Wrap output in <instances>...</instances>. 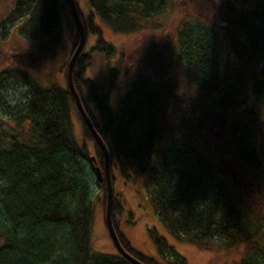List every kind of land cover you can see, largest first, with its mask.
<instances>
[{"label":"trees","instance_id":"1","mask_svg":"<svg viewBox=\"0 0 264 264\" xmlns=\"http://www.w3.org/2000/svg\"><path fill=\"white\" fill-rule=\"evenodd\" d=\"M173 1L88 0L92 11L86 17L75 0L86 43L73 68L74 89L109 151L112 222L127 253L143 264H162L139 252L120 228L124 209L115 191L116 171L127 176V168L136 169L157 220L174 240L204 251L242 253L238 264H264V211L257 204L264 201V130L254 128L264 116V77L257 69L264 61V13L242 14L226 28L219 12L235 11V0H203L218 16L181 22L178 61L187 84L204 94L210 108L198 121L169 86L133 66L111 67L112 58L123 55L95 23L98 17L125 36L154 33L162 25L153 21ZM70 12L68 0H17L11 18L27 19L19 33L42 43L43 52L63 43ZM71 26L70 59L80 40ZM90 30L96 42L88 47ZM238 36L246 41L245 54L238 49L234 63ZM96 56L109 65L103 80L86 77ZM64 69L65 86L44 84L18 68L0 73V119L8 125L4 129L0 122V264H133L119 253L96 252L92 244L94 187L106 214L107 182L100 183L96 173L97 167L105 170V156L78 110L68 65ZM114 91L116 112L110 105ZM74 119L89 148L77 143ZM205 119L227 131L223 144L230 155L223 161L202 148ZM147 231L164 264H188L156 228Z\"/></svg>","mask_w":264,"mask_h":264},{"label":"rangeland","instance_id":"2","mask_svg":"<svg viewBox=\"0 0 264 264\" xmlns=\"http://www.w3.org/2000/svg\"><path fill=\"white\" fill-rule=\"evenodd\" d=\"M15 0H3L4 6L2 10H8ZM79 7L87 17L91 14V6L88 0H78ZM185 7L182 9V6ZM238 10L241 11H256L264 8L262 0H235ZM228 8L227 6L224 9ZM71 11V10H70ZM11 11H0V73L11 69H23L32 74L44 84L59 83L65 86V69L67 61L70 59L71 37H73V28L71 23L73 19L71 12L64 17V41L62 44L53 46L52 50L41 52L42 43L31 42L23 38L19 29L26 23L27 19L15 21L9 18ZM220 13V12H219ZM214 13L211 7H208L203 0H174L162 16L157 17L153 23L162 25V29H155V32H146L137 35H120L114 33L111 29L100 21L98 17L95 23L103 29V36L107 41L112 42L119 49V53L123 58L115 57L111 60V67L118 65L119 67L133 66L139 74L150 75L153 79L160 83L169 86L174 93L185 98L184 105L193 107V114L199 121L203 118V113L209 108L208 104L203 101L204 94L199 92L197 88H191L187 83L188 80L184 75L183 68L178 61L179 46H178V29L181 27L182 21L206 20L212 16H218ZM213 14V15H212ZM11 17V15H10ZM9 28H4L5 24ZM74 25V22H73ZM87 26H91L90 21H87ZM221 25L226 26V23L221 20ZM239 40L244 41L243 37ZM88 47L95 44L96 38L91 34L88 35ZM47 44V42H45ZM243 44L232 48L231 61L235 63L237 58V50L242 49ZM55 53L54 59H51ZM46 55V56H45ZM234 55V57H233ZM233 58V60H232ZM67 60V61H66ZM229 60V61H230ZM66 61V62H65ZM230 61V63H231ZM104 57L96 56L92 67L86 72V77L89 79L103 80L108 76V69ZM264 68V61L257 67L260 75L261 69ZM262 76V75H261ZM190 87V88H189ZM190 89V90H189ZM192 89V90H191ZM202 94V95H201ZM110 105L116 112L119 107L118 92L114 91L110 97ZM210 108L208 109V112ZM177 120V119H176ZM3 128H7L6 122L0 119ZM211 120L205 119L202 127L205 129L203 135H206V140L201 144L203 149L209 156L222 160L221 157H228L229 148L223 142L227 131L223 126H217ZM228 124L231 125L230 120ZM255 124V125H254ZM254 128L264 130V116L260 117L254 123ZM75 137L80 146L84 143L89 148L91 142L82 131L81 122L74 119ZM14 126V125H13ZM228 127V126H227ZM207 128H210L211 134H206ZM232 156V155H231ZM220 157V158H219ZM223 158V159H224ZM223 161V160H222ZM228 169L224 165L223 169ZM224 171V170H223ZM116 187L117 197L120 199V205L123 207V215L121 217V230L130 240L131 244L139 251L151 257H156L162 264L165 262L159 258L154 244L148 237V229L156 228L158 233L164 237L169 245L177 251L188 264H238L241 260L242 253L233 252L226 254L223 249L219 252L204 251L195 248V246L180 243L169 234L166 228L160 223L152 210L151 203L143 188L142 175L136 170L127 168V176L121 170L116 171ZM94 224L92 229V241L96 252L102 254L117 255L118 250L111 242L108 229L105 223V214L103 211L102 202H100L98 194L99 189L94 187ZM102 197V194H100ZM259 200V199H257ZM258 205L262 206L264 211V201L259 200Z\"/></svg>","mask_w":264,"mask_h":264},{"label":"water","instance_id":"3","mask_svg":"<svg viewBox=\"0 0 264 264\" xmlns=\"http://www.w3.org/2000/svg\"><path fill=\"white\" fill-rule=\"evenodd\" d=\"M69 2V6H70V10H71V17L74 21V26L75 28H77V30L79 31V35H80V40H79V45L78 47H76L77 49L74 51L69 64H68V71H67V76H68V83H69V87L71 89V92L73 94L74 100L76 101L78 110L80 111V114L83 118L84 123L86 124L88 130L90 131V133L92 134V136L94 137L96 143L98 144V146L100 147V149L102 150L104 156H105V170L101 171L100 167L96 168V173H97V177L100 183H103L104 181L107 182V204H106V223H107V227H108V233H110L111 238L113 240V243L115 244L118 253H120L124 258H126L127 260H129L130 262H132L133 264H143L141 263L139 260H137L136 258L132 257L130 254H128L125 249L122 247L116 229L114 227V222L113 221V207H114V188L112 185V171H111V165H110V156H109V151L107 149L106 144L104 143L103 140H101L102 138L99 136L98 132L96 131L91 119L89 118L86 109H84V106L82 104V101L80 99V96L78 95L75 85H74V80H73V71H74V66H75V62L76 60L79 58V56L81 55L84 47H85V43H86V31H85V27L84 24L81 20V17L78 13L77 10V6H76V2L75 0H68ZM261 74L262 76H264V68L261 69ZM95 162V158H92Z\"/></svg>","mask_w":264,"mask_h":264},{"label":"flooded vegetation","instance_id":"4","mask_svg":"<svg viewBox=\"0 0 264 264\" xmlns=\"http://www.w3.org/2000/svg\"><path fill=\"white\" fill-rule=\"evenodd\" d=\"M16 1L17 0H15L13 3H12V5H11V7L8 9V10H2L3 9V7L4 6H8V4L6 5V4H3V0H0V11H11V13L9 14V17H8V19L10 18L11 19V17H10V15L12 14V12L15 10V4H16ZM262 1H264V0H262ZM260 10H263V11H236V9H235V11H220V13H221V15H222V18H221V20H223L225 23H226V28H229L231 25H232V23H231V21H236V22H238V20H239V18H240V16L243 14H246V13H251V14H255V13H257V12H261V13H264V8L263 9H260ZM231 15H233V20H231L230 18H228V17H230ZM9 19V20H10ZM5 24V26H4V28H9V25H6L7 23H4ZM222 27H224V26H222ZM240 37H242V36H240ZM244 39V38H243ZM241 44H243V47L244 46H246V41H245V39H244V41H241V40H239V38L237 39V40H234V46L233 47H235L236 48V46H238V45H241ZM242 47V48H243ZM245 48V47H244ZM243 48V49H244ZM242 49V52H243V54H245V50H243ZM240 57H241V53H240ZM242 58V57H241Z\"/></svg>","mask_w":264,"mask_h":264}]
</instances>
